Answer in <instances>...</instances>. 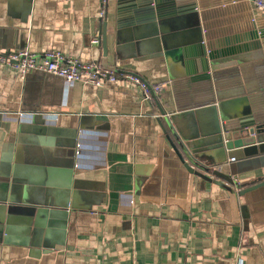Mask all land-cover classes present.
I'll list each match as a JSON object with an SVG mask.
<instances>
[{"label":"crops","instance_id":"crops-1","mask_svg":"<svg viewBox=\"0 0 264 264\" xmlns=\"http://www.w3.org/2000/svg\"><path fill=\"white\" fill-rule=\"evenodd\" d=\"M229 1L213 7L217 38L246 33L256 10L252 0ZM122 4L0 0V54L58 49L103 64L106 22L112 70L168 83L148 98L128 80L95 87L40 70L22 79L0 63V264H264V186L241 201L228 197L221 175L251 187L264 180V154L237 150L235 160L226 154L217 162L224 153L191 127L201 158L195 166L206 170L193 175L181 165L162 122L179 115L194 124L197 116L186 114L202 103L176 54L153 56L151 46L130 44L134 14L120 13ZM168 18L173 31L189 26L180 14ZM250 65L242 64L235 83H245ZM247 96L252 112L264 105L258 94ZM9 142L20 148L13 161Z\"/></svg>","mask_w":264,"mask_h":264},{"label":"water","instance_id":"water-1","mask_svg":"<svg viewBox=\"0 0 264 264\" xmlns=\"http://www.w3.org/2000/svg\"><path fill=\"white\" fill-rule=\"evenodd\" d=\"M217 1L121 0L123 4L119 10L122 13L127 9L134 14L129 18L130 24L135 26L132 37L129 36L130 44L138 48L151 46L153 51L150 55L153 56H161L163 53L176 54L183 62L184 77L192 87L193 96L202 103L201 108L186 114L197 116L194 124L186 122V118L182 119L179 115H172L162 122L178 160L193 175L198 174L197 168L206 169L204 166H195L201 162V158L189 141L187 129L190 131L191 127H196L198 131L210 136L209 143L215 153H224V157H216L217 162L225 161L227 155L235 160L237 157L231 155V152L237 150L264 154V105L254 104L258 105V108L252 112L249 101L254 102L253 96H247L251 93L258 94L264 100V11L256 9L246 17V33L217 38L213 31L214 22L211 21L217 16V10L213 8L217 6ZM226 3L230 1L224 0V4ZM177 14L184 16L188 21L189 26L185 31H173L170 28L168 17ZM107 41L105 22L102 38L103 65L112 69L107 61ZM177 41L178 45L170 47ZM246 62L254 64L248 68V79L245 78L243 84L241 81L235 83L236 79H239L237 73L243 70L242 64ZM230 92L234 94L228 96ZM152 95L155 96V93ZM199 120L203 123L202 126L199 125ZM19 149L18 143L9 142L6 146V152L9 154L7 159L13 161L14 154ZM220 173L221 171H218V174ZM221 175L228 185V197L238 196L241 201L246 193L264 186L263 180L251 187L238 189V181L230 177L233 174L225 175L222 172ZM16 176V173H9V186H13L12 181ZM5 218L4 213L0 212V222H5Z\"/></svg>","mask_w":264,"mask_h":264},{"label":"built area","instance_id":"built-area-1","mask_svg":"<svg viewBox=\"0 0 264 264\" xmlns=\"http://www.w3.org/2000/svg\"><path fill=\"white\" fill-rule=\"evenodd\" d=\"M105 2L106 0H103V3ZM254 6L256 9L264 11V0H254ZM105 14L106 10L102 9L99 17L104 19ZM92 43L101 44L100 33L92 39ZM0 63L15 71L22 79H25L30 71L40 70L60 76L67 83L81 81L95 87L121 79L128 80L141 87L148 98L151 96V91L155 95L159 94L168 84L167 82H156L149 85L135 74H119L115 70L105 68L100 62L84 61L76 55H67L58 49H48L41 56L29 49L15 50L8 54H0Z\"/></svg>","mask_w":264,"mask_h":264}]
</instances>
